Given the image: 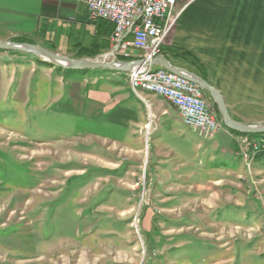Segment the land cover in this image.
Masks as SVG:
<instances>
[{
  "label": "rangeland",
  "instance_id": "obj_1",
  "mask_svg": "<svg viewBox=\"0 0 264 264\" xmlns=\"http://www.w3.org/2000/svg\"><path fill=\"white\" fill-rule=\"evenodd\" d=\"M73 30L78 41L30 40L72 59L111 53V36L89 56L82 47L103 38ZM10 55L0 54V264H264L263 136L240 137L227 167L220 149L215 160L195 153L185 125L168 134L147 103L134 135L124 103L98 100L129 88V74Z\"/></svg>",
  "mask_w": 264,
  "mask_h": 264
},
{
  "label": "crops",
  "instance_id": "obj_2",
  "mask_svg": "<svg viewBox=\"0 0 264 264\" xmlns=\"http://www.w3.org/2000/svg\"><path fill=\"white\" fill-rule=\"evenodd\" d=\"M173 16L175 24L162 47L163 57L173 66L208 81L223 95L234 120L248 125H264V0H196L191 3L189 0H177ZM84 25L92 28L93 37H96L97 26L90 22L88 6L82 2L0 0L1 41L39 38L48 44V39L54 36L78 41L73 28L79 29ZM100 32L98 26V36L102 38ZM112 33L113 29L110 36ZM0 54L8 58L17 57L10 55L12 51H0ZM101 71L127 75L107 70L98 73ZM110 88L115 90L99 89L98 100L101 98L105 104L124 103L134 135L146 120L147 103L159 117L161 125L166 126L163 130L172 136L179 134L182 137L177 132V125H185L183 118L168 100L145 92L137 96L130 82L129 88ZM148 122H152L150 116ZM218 129L221 132L214 139L196 129L188 130L197 136L195 153L204 151L215 160L214 152L220 149L231 158L222 164L231 167L239 161L237 150L242 138L224 129L222 124ZM259 160L264 162V151L257 155Z\"/></svg>",
  "mask_w": 264,
  "mask_h": 264
},
{
  "label": "built area",
  "instance_id": "obj_3",
  "mask_svg": "<svg viewBox=\"0 0 264 264\" xmlns=\"http://www.w3.org/2000/svg\"><path fill=\"white\" fill-rule=\"evenodd\" d=\"M71 1L88 6L92 24L105 21L113 26L110 54L116 61L121 58L136 60V57L151 61L162 55V47L175 24L173 9L177 0ZM194 1L189 0L190 3ZM141 69H148V76H141ZM133 73H140V80H133ZM129 81L137 96H140L138 85L165 93L182 117L209 139H214L221 132L215 121L213 103L207 97L196 96V89H201L198 85H184L183 78L158 66L135 68L130 72ZM150 120L153 121L152 116Z\"/></svg>",
  "mask_w": 264,
  "mask_h": 264
},
{
  "label": "water",
  "instance_id": "obj_4",
  "mask_svg": "<svg viewBox=\"0 0 264 264\" xmlns=\"http://www.w3.org/2000/svg\"><path fill=\"white\" fill-rule=\"evenodd\" d=\"M0 51L19 52L35 57L37 60L49 63L55 67L73 71L107 70L120 73H130L135 68L158 66L170 73L198 85L203 91L209 93L217 106L224 127L242 134H264V125H248L232 118L227 108L223 95L208 83L203 77L191 71L181 69L170 64L163 55L151 61L138 59L133 61L113 60L111 54L104 60L72 59L56 54L45 47L32 43H17L15 41H1Z\"/></svg>",
  "mask_w": 264,
  "mask_h": 264
},
{
  "label": "trees",
  "instance_id": "obj_5",
  "mask_svg": "<svg viewBox=\"0 0 264 264\" xmlns=\"http://www.w3.org/2000/svg\"><path fill=\"white\" fill-rule=\"evenodd\" d=\"M95 25L97 26V32H96L97 33V37H98V26H99V29L101 30L100 34L102 35L103 40L94 41L89 47H84V46L82 47L81 50H83L85 53L89 54V56L93 55V54H95L97 52L99 53L100 51H102L104 49H107V47H108V37H110V33H111L112 29H113V26L110 23L105 22V21H100V22H98ZM26 39L33 44V42L30 39H28V38H26ZM27 40L24 39V40H17V41L18 42H23V41L25 42ZM98 42H100V43H98ZM82 57H83L82 55L78 56V58H82ZM120 60L128 61V60H131V59H123V58H121ZM38 61L41 62L42 64H45V65L51 67V68H55L59 72H64V73H67V74H85V73L89 72V71L65 70V69H62V68L55 67V66H53V65H51L49 63L42 62L40 60H38ZM204 95L206 97H208V99L211 100V102L214 105V108H215L214 110L216 112L217 118H218V120H220L222 122L220 113L218 111V108L214 104V101H213L211 95L209 93L205 92V91H204ZM225 129L228 130L233 135H236L238 137H243V138H246V137L254 138V137H258V135L264 136V134H258V135L257 134L256 135H253V134H242V133H239V132H235V131L229 130L226 127H225Z\"/></svg>",
  "mask_w": 264,
  "mask_h": 264
},
{
  "label": "bare ground",
  "instance_id": "obj_6",
  "mask_svg": "<svg viewBox=\"0 0 264 264\" xmlns=\"http://www.w3.org/2000/svg\"><path fill=\"white\" fill-rule=\"evenodd\" d=\"M107 58H109V57L107 56ZM127 74H129L128 76H129V80H130V73H127ZM141 76H148V69H141ZM133 80H140V73H133ZM129 82H130V87L133 90V88H132V82L131 81H129ZM184 85H192V82L184 79ZM138 92L139 93H142V92L152 93V94L161 96V97H163V98H165L167 100V96H166L165 93H163V92H157V90H155V89H148V88H146V85H138ZM196 96L197 97H205L204 91L202 89H196ZM180 115H181V113H180ZM181 117H182V115H181ZM183 121H184V124L187 127L195 129L194 127H192L190 125V122H189V120H187V118H183ZM215 121H217V124L219 125V122H218L216 116H215Z\"/></svg>",
  "mask_w": 264,
  "mask_h": 264
}]
</instances>
